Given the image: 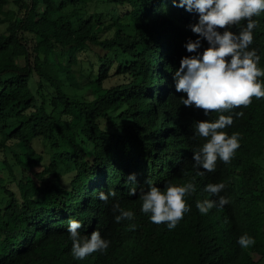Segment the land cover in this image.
I'll list each match as a JSON object with an SVG mask.
<instances>
[{"label":"trees","instance_id":"1","mask_svg":"<svg viewBox=\"0 0 264 264\" xmlns=\"http://www.w3.org/2000/svg\"><path fill=\"white\" fill-rule=\"evenodd\" d=\"M254 19L251 47L264 68V13ZM196 21L173 0H0V264H258L253 255L264 257V98L233 110L225 131L242 138L229 163L218 159L214 172L193 166L204 143L195 122L218 118L185 107L186 94L175 91ZM133 173L138 190L130 196ZM147 181L161 189L196 185L175 229L140 211ZM219 182L231 202L199 213L196 201L216 199L205 186ZM109 189L117 195L100 201L97 191ZM114 204L135 218L117 223ZM70 219L82 222V234L99 230L107 251L74 259ZM244 233L254 245L239 246Z\"/></svg>","mask_w":264,"mask_h":264},{"label":"clouds","instance_id":"2","mask_svg":"<svg viewBox=\"0 0 264 264\" xmlns=\"http://www.w3.org/2000/svg\"><path fill=\"white\" fill-rule=\"evenodd\" d=\"M173 4L197 16L196 23L190 26L196 39H188L184 44L192 55L181 58L173 80L175 91L186 94L180 98L185 107L202 109L205 117L213 111L218 113L215 120L195 122V135L203 138L204 143L192 154L195 168L214 172L218 159L229 163L240 147V133L229 135L225 131L233 125V110L241 106L246 108L254 97L264 98V79H261L264 78V68L259 66L261 56L251 47L254 30L259 24L254 17L264 13V0H179L178 3L173 0ZM241 21H246V25L237 34L231 29ZM202 41L207 43V47L200 51ZM234 115L243 116V112H235ZM199 174L204 175V171ZM127 179L136 185L129 189V195L134 196L138 190L135 174H130ZM147 185V190L139 187L140 211L150 214L152 223L165 224L168 230L175 229L191 210L186 197L196 191V185L191 181L182 185L168 182L163 189L151 181H147ZM225 188L223 182L207 184L204 191L216 199L196 201L199 213L207 215L211 209L229 204L230 198L220 195ZM116 195L113 189L97 191L98 199L105 203ZM113 209L119 212L115 216L117 223L135 218L132 210L121 209L119 204H114ZM130 227L134 229L136 225L131 224ZM82 228L80 220L68 221L67 232L74 259L84 260L95 252L107 251L110 241L103 238L99 230L82 234ZM237 243L241 248H248L255 244V240L244 233L238 237Z\"/></svg>","mask_w":264,"mask_h":264},{"label":"rangeland","instance_id":"3","mask_svg":"<svg viewBox=\"0 0 264 264\" xmlns=\"http://www.w3.org/2000/svg\"><path fill=\"white\" fill-rule=\"evenodd\" d=\"M38 149H40L41 144L40 143H34ZM263 163H264V157H263ZM254 259L258 261V264H264V257H260L258 254L253 255Z\"/></svg>","mask_w":264,"mask_h":264}]
</instances>
